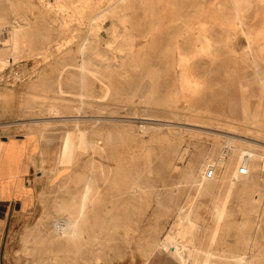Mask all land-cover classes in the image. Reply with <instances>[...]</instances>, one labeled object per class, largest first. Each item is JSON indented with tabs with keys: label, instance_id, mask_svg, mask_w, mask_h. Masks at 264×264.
Returning <instances> with one entry per match:
<instances>
[{
	"label": "rangeland",
	"instance_id": "374dc122",
	"mask_svg": "<svg viewBox=\"0 0 264 264\" xmlns=\"http://www.w3.org/2000/svg\"><path fill=\"white\" fill-rule=\"evenodd\" d=\"M263 20L264 0H0V136L35 131L44 179L0 264H38L39 229L92 170L107 201L90 264H179L168 232L185 264H264Z\"/></svg>",
	"mask_w": 264,
	"mask_h": 264
},
{
	"label": "bare ground",
	"instance_id": "6f19581e",
	"mask_svg": "<svg viewBox=\"0 0 264 264\" xmlns=\"http://www.w3.org/2000/svg\"><path fill=\"white\" fill-rule=\"evenodd\" d=\"M111 2V0H110ZM101 3V2H100ZM233 3V2H232ZM59 5V4H58ZM234 5V4H233ZM62 6V5H61ZM235 8V7H234ZM114 13V12H113ZM238 14V13H237ZM240 14V13H239ZM264 21V20H263ZM30 24V23H29ZM10 25V24H9ZM14 26V25H13ZM15 27V26H14ZM19 27V26H18ZM17 28V27H16ZM19 31V29L17 30ZM18 34V32H17ZM18 37V36H17ZM18 39V38H17ZM12 41V40H11ZM11 45V44H10ZM6 46V45H5ZM82 46V45H81ZM81 51V49H80ZM87 57V56H86ZM82 60V59H81ZM66 61V60H65ZM86 62V60H85ZM81 64V63H80ZM84 64V63H83ZM82 66V65H81ZM98 76V75H97ZM85 83V82H84ZM72 87V86H71ZM82 106V105H80ZM80 109V108H79ZM50 111L57 113L58 108L55 105H51ZM65 118V117H64ZM66 119V118H65ZM71 119V118H70ZM73 119V118H72ZM75 119V118H74ZM78 119V118H76ZM81 119V118H80ZM97 119V118H96ZM99 120V119H98ZM97 120V121H98ZM76 125V124H75ZM144 126V125H143ZM80 127V126H79ZM101 129V128H100ZM52 131V130H51ZM93 132V131H92ZM36 132H29L27 139H34ZM38 133V132H37ZM43 132L40 131V136ZM98 136L96 139H91L92 149L95 152H101L103 150V144L105 137L103 131L98 130ZM38 135V134H37ZM94 135V134H93ZM106 135V134H105ZM39 136V135H38ZM43 138V137H42ZM249 139V138H248ZM51 140V139H50ZM42 141V140H41ZM71 141V140H70ZM257 143V142H256ZM248 144V143H247ZM70 145V144H69ZM220 145V144H219ZM235 146V145H234ZM37 147V146H36ZM43 147V146H42ZM79 147V143L75 141L72 146L73 149ZM232 148V147H231ZM235 148V147H234ZM233 148V149H234ZM238 152V151H237ZM240 153V152H239ZM33 152L29 154L30 156ZM228 155V154H227ZM240 155V154H239ZM238 155V156H239ZM244 155V154H243ZM226 156V155H225ZM233 156V155H232ZM237 156V159H238ZM67 157V156H66ZM59 158V157H58ZM203 159V158H202ZM224 159L219 161L218 166L224 163ZM239 160V159H238ZM90 164L95 167L96 161L91 159ZM191 161V160H190ZM226 161V160H225ZM231 161V160H230ZM201 163V161H200ZM232 163V161H231ZM238 163V162H237ZM236 163V164H237ZM234 164V163H233ZM253 164V163H252ZM190 165V163H189ZM101 166V164H99ZM217 166V167H218ZM192 167V166H191ZM199 167V166H198ZM201 167V166H200ZM242 167V166H241ZM246 167V166H243ZM224 168V167H223ZM248 168V167H247ZM263 169H264V153H263ZM216 170V169H215ZM240 167L238 169L239 173ZM198 171V170H197ZM199 172V171H198ZM203 172V171H202ZM234 172V171H233ZM65 173V172H64ZM197 172L192 170L188 171V177L194 179ZM249 173V172H248ZM202 175V174H201ZM247 175V174H246ZM243 176V175H242ZM249 176V175H248ZM204 179L207 178L203 175ZM235 177V176H234ZM241 177V174H240ZM247 177V176H246ZM233 178V177H231ZM100 179L97 172L92 170L86 177L84 187L79 189L74 188L71 191L69 199L64 200L60 204V209L63 208L66 211L65 219H53L52 225H46L44 228L39 229L37 241L34 244V260L38 264H90L94 260L98 261L101 258L103 252L102 247V234L106 230L105 218L106 214L103 212V207L107 201V196L103 187L97 185V181ZM103 180H107V177H103ZM203 179V178H202ZM235 179V178H234ZM239 179V178H238ZM245 179V178H244ZM249 179V178H248ZM194 181V180H193ZM231 181V180H230ZM197 182V181H196ZM236 182V181H235ZM234 183V182H233ZM201 184V178H200ZM236 184V183H235ZM231 185V184H230ZM254 186V185H253ZM200 187V186H199ZM232 187V186H231ZM204 188V187H203ZM230 190V189H229ZM263 189H261L262 191ZM258 192V191H257ZM263 193V192H262ZM253 199V198H252ZM257 199V198H256ZM264 201V200H263ZM220 203V202H219ZM249 203V202H248ZM251 204V202H250ZM218 205V204H217ZM222 207H220L221 209ZM59 209V208H58ZM223 209V208H222ZM224 211V210H223ZM261 211V210H260ZM259 211V212H260ZM226 212V211H225ZM220 214V212H219ZM260 215V214H259ZM186 217V216H185ZM219 217V215H218ZM258 219V218H257ZM188 223V222H187ZM258 223V222H257ZM264 226V225H263ZM259 228V227H258ZM257 228V229H258ZM127 231V230H126ZM180 231V230H179ZM255 232V231H254ZM180 233V232H179ZM19 234V233H18ZM58 234V235H57ZM57 235V236H56ZM175 235V234H174ZM185 235V234H184ZM261 235V233H260ZM64 238L63 241H59L60 237ZM51 237L56 239L52 240ZM178 238V237H176ZM49 242L47 243V240ZM58 239V240H57ZM28 241V240H27ZM30 243V242H29ZM31 244V243H30ZM161 246L169 247L174 255V258L179 264L186 263V254L183 249L176 246L174 238L170 232H168L162 242ZM159 245V246H160ZM251 245V244H250ZM193 246V244H192ZM196 246V245H195ZM261 246V245H260ZM182 247V246H181ZM184 247V246H183ZM199 247V246H198ZM248 247V246H247ZM246 247V248H247ZM190 248V246H189ZM203 248V247H202ZM251 248V247H250ZM188 249V248H187ZM192 249V248H191ZM258 249V248H257ZM262 249V248H260ZM197 250H199L197 248ZM196 250V251H197ZM192 251V250H191ZM212 251V250H211ZM246 251V250H245ZM238 252V251H237ZM189 254V250L187 252ZM198 253V252H197ZM201 253V252H200ZM206 253V252H205ZM214 253V252H212ZM208 254V253H207ZM206 254V255H207ZM204 255V254H203ZM211 255V254H210ZM215 255V253H214ZM219 255V254H218ZM225 255V254H223ZM209 256V255H208ZM197 257V256H196ZM201 257V254H200ZM228 257V256H227ZM217 258V257H216ZM219 258V257H218ZM251 258V257H250ZM200 258L197 260L199 261ZM213 259V257H212ZM220 259V258H219ZM218 259V262H219ZM223 259V258H222ZM234 264H247L248 259L245 252L238 253L233 256ZM252 259V258H251ZM28 260V259H27ZM203 260V259H202ZM205 260V259H204ZM224 260V259H223ZM227 260V259H226ZM24 261V260H23ZM188 261V260H187ZM190 261V260H189ZM206 261V260H205ZM215 261V259H214ZM213 261V262H214ZM229 261V260H228ZM197 262V261H196ZM216 262V261H215ZM214 262V264H215ZM231 262V263H232ZM98 263V262H97ZM202 263V262H200Z\"/></svg>",
	"mask_w": 264,
	"mask_h": 264
},
{
	"label": "crops",
	"instance_id": "0c3cea01",
	"mask_svg": "<svg viewBox=\"0 0 264 264\" xmlns=\"http://www.w3.org/2000/svg\"><path fill=\"white\" fill-rule=\"evenodd\" d=\"M35 143L26 136H0V250L2 241L26 222L44 187ZM32 151L35 157L29 155Z\"/></svg>",
	"mask_w": 264,
	"mask_h": 264
},
{
	"label": "built area",
	"instance_id": "2783aa9c",
	"mask_svg": "<svg viewBox=\"0 0 264 264\" xmlns=\"http://www.w3.org/2000/svg\"><path fill=\"white\" fill-rule=\"evenodd\" d=\"M248 168L247 167H240V170H239V174H241V175H246V174H248ZM214 175V168H209L208 169V171H207V173H206V177L207 178H210V177H212Z\"/></svg>",
	"mask_w": 264,
	"mask_h": 264
}]
</instances>
